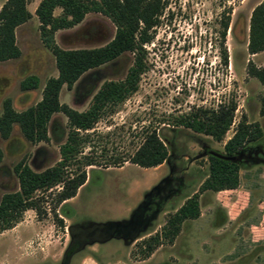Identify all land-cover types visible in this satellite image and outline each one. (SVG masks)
I'll use <instances>...</instances> for the list:
<instances>
[{
  "label": "rangeland",
  "instance_id": "374dc122",
  "mask_svg": "<svg viewBox=\"0 0 264 264\" xmlns=\"http://www.w3.org/2000/svg\"><path fill=\"white\" fill-rule=\"evenodd\" d=\"M34 1L29 0L28 8ZM3 2L0 0V6ZM259 2L163 0L158 23L142 45L144 69L136 90L96 122L92 138L107 140L109 145L119 146V151L120 145L131 146L142 130L155 128L166 146V161L146 168L131 163L86 167V179L76 194L55 208L62 227L55 223L45 193L41 215L27 209L12 228L0 231V264H60L77 230L95 232L91 225L105 222L116 224L107 229V239L83 242L67 264H264L262 86L246 73L247 60L264 67V50L246 51L248 18ZM229 8L222 39L220 21ZM58 13L56 8L54 14ZM113 32L108 18L90 12L72 27L56 30L53 42L62 49L98 47ZM14 38L20 55L0 61V109L2 100L9 98L13 109L21 111L40 99L44 82L57 72L34 15L14 29ZM222 47L226 64L220 58ZM129 58L125 55L84 72L70 88L62 85L58 101L83 111L102 82L124 76ZM28 75L38 78L37 87L20 90V80ZM231 97L236 102L233 123L220 141L181 126L171 129L173 118L191 107H213ZM241 115L258 124L261 136L236 153L237 186L199 193L198 217L183 221L172 243L161 244L140 260L135 243L159 230L166 216L197 191L207 174V151L223 153V143ZM66 132V119L60 113L49 118L46 141L29 142L13 125L8 137L0 138V197L18 189L13 171L18 161L33 171L54 165ZM131 229L137 230L134 240L128 238Z\"/></svg>",
  "mask_w": 264,
  "mask_h": 264
},
{
  "label": "trees",
  "instance_id": "16d2710c",
  "mask_svg": "<svg viewBox=\"0 0 264 264\" xmlns=\"http://www.w3.org/2000/svg\"><path fill=\"white\" fill-rule=\"evenodd\" d=\"M29 0H4L0 6V61L15 59L20 51L15 44L14 29L31 18L26 9ZM58 14H54L55 9ZM163 0H39L33 14L44 46L51 52L56 76L49 77L43 84L40 99L21 111L11 106L9 98L1 102L0 138L9 136L13 125L29 142L46 141V125L52 114L60 113L66 119V136L58 146L59 158L54 165L41 171L31 170L23 161L13 166L18 189L0 197V231L12 228L21 220L22 214L31 209L37 216L44 212L45 193L50 197L55 223L62 227V218L55 208L72 198L86 179V167H120L131 163L139 167H156L167 159V149L155 128L142 130L131 146L113 147L107 140L96 139L95 124L114 106L133 93L143 72L142 45L151 38V30L158 23ZM231 8L225 11L220 21L222 39L228 27ZM98 13L109 19L114 32L106 43L98 47L62 49L53 42V33L58 29L72 27L85 14ZM264 50V0L251 10L248 18L246 51L255 54ZM129 55L130 64L122 78L106 80L92 95L86 109L77 111L58 101L62 85L70 88L84 72L107 62ZM223 64L227 63L224 47L220 51ZM247 75L254 77L262 86L259 113L264 114V67H256L250 60L246 64ZM38 78L25 76L20 80V90L36 88ZM236 102L231 97L219 101L213 107H191L171 121V129L181 126L196 133L220 141L233 123ZM122 126H119L121 128ZM98 135H101L98 133ZM106 135V134H105ZM261 130L256 122H247L244 115L234 126L231 136L223 143V154L234 155L239 149L256 141ZM102 138V137H101ZM121 142V141H120ZM2 153L0 151V161ZM207 174L199 183L197 191L186 197L182 203L165 218L159 230L141 237L135 243L139 259L144 260L163 243H172L183 221L199 215L198 195L203 191L234 189L238 184L237 162L207 155ZM115 222L94 223V236L84 243L103 242L107 229ZM130 237L136 239L137 230L131 229ZM71 232V231H70ZM99 234V235H97ZM119 236V235H117ZM137 241V240H136ZM83 244L80 243L78 247Z\"/></svg>",
  "mask_w": 264,
  "mask_h": 264
},
{
  "label": "flooded vegetation",
  "instance_id": "af4514ba",
  "mask_svg": "<svg viewBox=\"0 0 264 264\" xmlns=\"http://www.w3.org/2000/svg\"><path fill=\"white\" fill-rule=\"evenodd\" d=\"M89 233V234H88ZM73 234L72 232L70 233V235ZM94 232L91 231H87V230H77L75 235H72L73 237L71 238L63 256L61 259L60 264H63L64 262L67 264L69 257L71 256V254H73L75 251L79 250L80 247L79 244L84 242L86 239L93 237ZM75 236V237H74ZM81 237V238H80ZM92 243H96L94 242H89V243H85V244H92Z\"/></svg>",
  "mask_w": 264,
  "mask_h": 264
},
{
  "label": "water",
  "instance_id": "95a60500",
  "mask_svg": "<svg viewBox=\"0 0 264 264\" xmlns=\"http://www.w3.org/2000/svg\"><path fill=\"white\" fill-rule=\"evenodd\" d=\"M207 153L209 155L218 157L220 159L229 160V161H233V162H236V160L238 158L237 154H234V155H225L223 153H220V152H217V151H214V150H208ZM63 264H66V263L64 262Z\"/></svg>",
  "mask_w": 264,
  "mask_h": 264
},
{
  "label": "crops",
  "instance_id": "0c3cea01",
  "mask_svg": "<svg viewBox=\"0 0 264 264\" xmlns=\"http://www.w3.org/2000/svg\"><path fill=\"white\" fill-rule=\"evenodd\" d=\"M38 1H39V0H35V1H34V4H33L32 8H28V6H27L28 3L26 4V9H27V10L29 11V13L31 14V17H33V15H34V14H33V11H34V9H35V7H36ZM158 166H159V165H158Z\"/></svg>",
  "mask_w": 264,
  "mask_h": 264
}]
</instances>
